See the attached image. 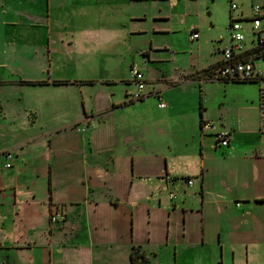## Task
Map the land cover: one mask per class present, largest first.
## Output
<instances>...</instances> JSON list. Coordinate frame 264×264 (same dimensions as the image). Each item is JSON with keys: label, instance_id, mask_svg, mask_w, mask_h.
I'll return each mask as SVG.
<instances>
[{"label": "crops", "instance_id": "obj_1", "mask_svg": "<svg viewBox=\"0 0 264 264\" xmlns=\"http://www.w3.org/2000/svg\"><path fill=\"white\" fill-rule=\"evenodd\" d=\"M179 3L0 0V156L10 165L0 168V264H131L133 248L148 264H264L258 88L254 128L247 121L202 129L207 120L202 110L194 134L184 129V119L176 122L179 128L171 125L182 100L170 91L205 82L184 78L211 68L221 56L203 69L173 79L160 73L148 81L132 57L138 53L148 65L161 62L154 54L168 51L167 46L147 36L164 33L154 25L148 31L144 24L166 22L170 17L164 12H175ZM236 3L237 17L245 21L251 18V6L264 7V2ZM142 36L147 39L134 45L132 39ZM125 57L146 86L165 96L167 104L157 111L168 109L166 118L146 115L138 123L119 116L141 103L128 102L127 92L125 100L114 102L117 91L107 89L132 82L117 76L118 58ZM108 61H116L110 79ZM55 81L68 84L53 85ZM67 110L79 114L80 121L43 130L44 119L62 117ZM117 113L118 153L103 136L114 132ZM171 126L180 142L166 137ZM67 131H72L71 139L60 149L56 140ZM219 133L228 134L227 146L220 145ZM102 147L109 150L102 152ZM38 164L47 166L44 174ZM56 212L62 217L52 223Z\"/></svg>", "mask_w": 264, "mask_h": 264}, {"label": "rangeland", "instance_id": "obj_2", "mask_svg": "<svg viewBox=\"0 0 264 264\" xmlns=\"http://www.w3.org/2000/svg\"><path fill=\"white\" fill-rule=\"evenodd\" d=\"M250 1L255 3H263L264 0H245V3L250 4ZM163 5H168V2L162 3ZM170 4V3H169ZM175 12H164L169 15V20L166 22L153 23L150 19L145 23V26H148V31H150V26L154 25L158 29L157 36H149L147 38H154L153 41L161 45H165L168 51H161L154 54V57L161 60L160 63L148 65L145 61V57L138 55V53L133 54V58L136 60V64L140 67V71L144 74V77L147 79H155L160 76V73L165 74V76L170 79H173L175 76H180L182 72H190L194 70L203 69L209 64L213 63L214 59H220V54H216L215 49L217 47L223 49L229 45L230 36L228 32V27L231 19H236L238 12L230 11L229 0H191L183 1L179 3V6L174 9ZM173 17V18H172ZM181 19V22L178 20ZM242 25L245 29L248 28V24L242 22ZM191 28H195V31L198 32L199 39L195 42L189 40V33ZM166 29V30H164ZM146 36L134 37L132 42L134 45H140L142 40H146ZM251 36L246 34V43H249ZM222 57V56H221ZM128 58H118V79L131 80L130 70L135 67H128L126 63ZM116 65V61H108L107 69V79H110L109 68ZM174 76V77H173ZM100 78L99 76L96 77ZM185 80L200 79L205 82L200 84L192 83L188 85H183L174 88L170 91V95L175 98L182 100V104L177 110L171 115L173 118V123L171 125H176L179 128V125L176 124L178 120L184 119L187 121V126L184 129H193L194 134L199 130L198 124L201 117V111L203 110V117L206 122L211 120L215 125L220 123L223 127H226L229 122L237 123L243 125V122L248 121V125L252 128L254 117V110L256 109L255 100L257 87L254 84H235V83H225L221 81L211 80L208 78L207 74L204 71H198L192 76L184 78ZM132 82L126 84L124 82L118 84V87L107 88L111 91H117L114 96V102L125 100L126 92L129 95H133L136 92V87ZM170 86L173 83L169 84ZM169 86V87H170ZM201 91V92H200ZM145 96L144 101L139 103V106L133 108H125L119 112V116L126 120V118L133 117L137 119L138 123L143 117L156 116V115H166L168 114L167 110L157 111V106L160 103L159 100L155 97L156 94H159L158 91H154L152 86L145 87ZM89 95L87 94V97ZM153 96V97H152ZM150 97V98H149ZM146 98V99H145ZM162 102L167 104L165 101V96L162 98ZM201 100L202 109H199V101ZM100 110L104 109V102L101 100ZM130 102V101H128ZM109 100L106 99L105 105H109ZM133 103V102H131ZM134 103H138L134 101ZM141 104V105H140ZM186 110H184V108ZM138 109H142L139 113ZM99 110V111H100ZM76 115V116H75ZM114 116V134L109 133L106 136V141L109 142V145L112 149L118 153V113L113 114ZM79 114L71 113V110L62 115V117H56L53 119L47 118L42 122L43 130L48 133L51 131H57L61 128L69 126V124H76L79 122ZM256 116V113H255ZM30 123L33 119L29 120ZM32 126V124H31ZM70 126L71 127H75ZM84 127L81 125V129L84 131ZM172 131L166 134V137L171 136L172 142H180L181 138L178 137V134L174 133L177 131L175 126H171ZM116 130V131H115ZM174 131V132H173ZM72 131H67L58 136L56 144L60 149H65L68 142L71 139ZM163 135V134H162ZM189 132V136H190ZM127 137L124 136L123 139ZM163 137V136H162ZM114 140V141H113ZM176 140V141H175ZM163 142V140H161ZM102 152L109 150L107 147L100 148ZM106 153H104L105 156ZM66 153H62L63 158H65ZM66 159V158H65ZM56 160H58L56 158ZM6 161V163H5ZM65 162V161H64ZM8 161L5 160V156H0V168H6ZM59 165V160H58ZM44 167L38 164L37 168L41 169V174H44ZM261 179V176H260ZM40 182V181H39ZM47 183L46 179L41 180L43 186ZM264 180L259 181L263 183ZM256 182L255 184H257ZM264 189V186L261 185ZM259 193V190H256ZM55 214L58 215V212ZM54 215V214H52ZM62 215V214H61ZM190 264V263H186Z\"/></svg>", "mask_w": 264, "mask_h": 264}, {"label": "built area", "instance_id": "obj_3", "mask_svg": "<svg viewBox=\"0 0 264 264\" xmlns=\"http://www.w3.org/2000/svg\"><path fill=\"white\" fill-rule=\"evenodd\" d=\"M173 2H183L186 0H172ZM237 0H229L230 11H237ZM250 20H242L240 17L236 19L230 18L228 32L230 36L229 45L223 49L217 47L214 52L220 54L221 61L217 62L211 68L207 69V76L211 80L223 82H248L253 83L258 88L259 94V131L264 134V7L251 6ZM238 16V15H237ZM242 22L249 26L244 28ZM246 34L252 38L246 43ZM198 39V33L192 31L189 37L190 41ZM131 81L136 87V92L129 95L128 101L137 102L144 99L146 83L143 75L136 68L130 70ZM127 96V95H126ZM159 100L158 108L163 109V103L160 95L155 96ZM213 127L212 122H206L202 129H210ZM217 140L220 145L225 147L228 143V134L219 133ZM7 154V158L10 159ZM10 165H6L9 168ZM192 181L188 182V186H192ZM62 216L51 215L50 221L57 222Z\"/></svg>", "mask_w": 264, "mask_h": 264}, {"label": "trees", "instance_id": "obj_4", "mask_svg": "<svg viewBox=\"0 0 264 264\" xmlns=\"http://www.w3.org/2000/svg\"><path fill=\"white\" fill-rule=\"evenodd\" d=\"M204 73H207L206 70H203ZM227 83V82H226ZM230 83H241V84H253V83H248V82H230ZM53 85H67L68 82L65 81H55L52 82ZM79 84H91V82H79ZM20 85H47L46 82H20ZM144 99H141L140 102H142ZM129 104H123L120 107L123 106H127ZM119 106H112V109H117ZM119 107V108H120ZM200 110L202 109V107L200 106L199 108ZM200 123H202V121L200 120ZM130 263L131 264H148L147 259L145 258V256L140 253V251L138 249L133 248L130 254Z\"/></svg>", "mask_w": 264, "mask_h": 264}]
</instances>
